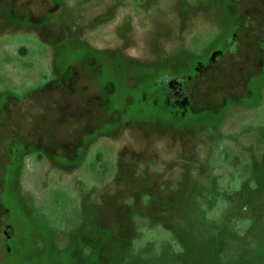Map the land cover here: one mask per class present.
Listing matches in <instances>:
<instances>
[{"label":"rangeland","instance_id":"374dc122","mask_svg":"<svg viewBox=\"0 0 264 264\" xmlns=\"http://www.w3.org/2000/svg\"><path fill=\"white\" fill-rule=\"evenodd\" d=\"M19 42L50 81L23 88ZM219 144L250 174L215 220ZM53 182L82 196L68 232ZM146 223L177 243L134 250ZM263 235L264 0H0V264H264Z\"/></svg>","mask_w":264,"mask_h":264},{"label":"trees","instance_id":"16d2710c","mask_svg":"<svg viewBox=\"0 0 264 264\" xmlns=\"http://www.w3.org/2000/svg\"><path fill=\"white\" fill-rule=\"evenodd\" d=\"M6 55L21 64L22 74L24 77L23 88H33L38 85L47 83L51 79L49 70L43 64L38 63V52L36 46L32 42H19L16 48L8 47L5 50ZM20 69V70H21ZM227 147L222 144L214 150L213 163L217 167L213 170L216 176L218 194L215 196L214 205L206 211V216L211 219H218L228 207V194L241 189L243 183L250 174L249 165L244 161L235 162L232 155H227ZM104 152L98 150L94 163L98 166L102 165ZM37 157L42 159L43 153L38 152ZM101 164V165H99ZM38 167V163H34V168ZM46 204L43 209L49 225L56 230L65 232L70 231L78 225L83 216L82 212V196L78 189L72 185L53 182L45 194ZM253 224V218L250 215H234L231 217L232 229L237 234L246 233ZM144 225V224H143ZM141 224L139 235L132 239V248L137 250L140 240L145 243H156L164 240H170L172 246L177 243L176 238L170 229L164 227L160 223L151 226L146 223L145 227ZM264 240V235L262 236ZM178 249V247L176 248ZM179 250V249H178ZM264 252V246H263Z\"/></svg>","mask_w":264,"mask_h":264}]
</instances>
